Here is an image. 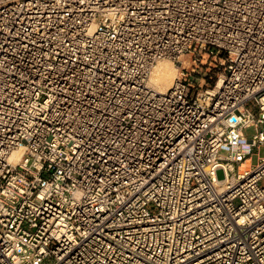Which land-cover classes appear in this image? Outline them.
Wrapping results in <instances>:
<instances>
[{"label": "built area", "instance_id": "built-area-1", "mask_svg": "<svg viewBox=\"0 0 264 264\" xmlns=\"http://www.w3.org/2000/svg\"><path fill=\"white\" fill-rule=\"evenodd\" d=\"M262 149L264 0H0V264H264Z\"/></svg>", "mask_w": 264, "mask_h": 264}, {"label": "rangeland", "instance_id": "rangeland-1", "mask_svg": "<svg viewBox=\"0 0 264 264\" xmlns=\"http://www.w3.org/2000/svg\"><path fill=\"white\" fill-rule=\"evenodd\" d=\"M182 60H183V66L188 70V72H191L192 66H193V58L188 56V57L183 58ZM200 60L202 61V63L201 64L198 63V64H200V66L197 70L198 74L193 73L190 77L191 80H193L194 78H197L200 80L196 81V82H200V84H204L203 77L206 74H208V75L212 74L213 78H212V80L209 81V87H214V85L218 82L219 77L221 78V76H220V74L222 72V70L220 68L221 66L217 65V68H216L215 62L211 58H208L207 56L200 58ZM161 62L166 63V64L168 63L167 65L171 66V67H179V65L173 64L169 60H162V61H160V63ZM179 72H180V70L175 71V74H176L175 78H177V76L179 75ZM205 81L208 82V79H205ZM247 131H249V130H247ZM249 132H251V131H249ZM263 151H264V149H262L260 151V155H263ZM252 160H253V162L256 161V155L253 156ZM217 175H218V178L221 179L223 177L222 171L219 170L217 172Z\"/></svg>", "mask_w": 264, "mask_h": 264}, {"label": "bare ground", "instance_id": "bare-ground-1", "mask_svg": "<svg viewBox=\"0 0 264 264\" xmlns=\"http://www.w3.org/2000/svg\"><path fill=\"white\" fill-rule=\"evenodd\" d=\"M168 64V63H167ZM166 63L159 62L153 71L151 76L150 83L154 85L159 91H166L172 84L175 79V71L178 70V67L168 66ZM221 82V79L218 81V84ZM12 158L17 159L18 154L14 153ZM77 243L76 240L71 241Z\"/></svg>", "mask_w": 264, "mask_h": 264}]
</instances>
